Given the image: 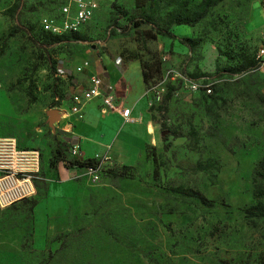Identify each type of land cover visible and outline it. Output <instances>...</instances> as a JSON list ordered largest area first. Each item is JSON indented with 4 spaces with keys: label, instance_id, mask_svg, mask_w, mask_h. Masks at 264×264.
I'll return each mask as SVG.
<instances>
[{
    "label": "rangeland",
    "instance_id": "obj_1",
    "mask_svg": "<svg viewBox=\"0 0 264 264\" xmlns=\"http://www.w3.org/2000/svg\"><path fill=\"white\" fill-rule=\"evenodd\" d=\"M66 1L0 0V135L37 149L40 164L42 156L49 166L69 159L61 100L69 102L75 64L101 43L104 61H134L149 72L156 130L135 162L106 164L97 178L74 172L79 190L41 251L31 244L29 199L46 186L37 178L33 197L17 202L12 216L0 212V264H264V71L223 70L257 58L264 36L250 30L257 0H222L195 25H173L192 49L180 36L151 37L148 25L128 22L145 9L164 24L185 0H90L93 16L78 31L85 39H49L41 19L58 16ZM113 1L127 13L116 16ZM173 70L210 83L211 94L182 86ZM150 86L160 87V98ZM169 89L164 122L183 136H169L164 150L159 123Z\"/></svg>",
    "mask_w": 264,
    "mask_h": 264
},
{
    "label": "crops",
    "instance_id": "obj_2",
    "mask_svg": "<svg viewBox=\"0 0 264 264\" xmlns=\"http://www.w3.org/2000/svg\"><path fill=\"white\" fill-rule=\"evenodd\" d=\"M257 2L259 6L253 11L254 24L250 26V30L264 32V6L260 4L261 0ZM104 45L103 43L100 49L92 46V56L85 58L89 60V66L73 74L75 78L71 83V92L86 86L92 74H99L104 82L113 84L116 98L131 109V116L124 120L117 112L103 113L100 98L85 103L82 119L66 113L60 124L62 136L70 144V150L74 142H78L81 150L78 156L70 153L66 157L84 159L99 153L110 155L118 164H130L139 158L156 128L147 106L141 66L134 61L125 63V66L117 64L115 59L104 61L105 52H101ZM135 78L138 81L137 87L132 82ZM60 107L61 110H66L67 102L63 101ZM42 157L37 178L46 181L45 191L31 209V244L37 251L45 248L47 237L58 229L61 218L69 211L73 190H79L78 181L73 177L77 167H68L63 160L49 166L46 157ZM19 207L15 203L11 207L0 209L1 215L12 216ZM37 211L41 214V222L36 220Z\"/></svg>",
    "mask_w": 264,
    "mask_h": 264
},
{
    "label": "built area",
    "instance_id": "obj_3",
    "mask_svg": "<svg viewBox=\"0 0 264 264\" xmlns=\"http://www.w3.org/2000/svg\"><path fill=\"white\" fill-rule=\"evenodd\" d=\"M94 13L93 4L90 0H67L59 8L58 16H45L41 19V25L44 30L53 34H64L68 32H77L82 24L91 19ZM97 46L98 49L102 47ZM258 66L251 71H264V36L260 42L257 51ZM89 66V60L84 59L74 67L75 72H81ZM248 71V72H251ZM173 78L177 79L182 86H187L193 91L203 90L210 94L213 90L210 83L193 80L182 74L180 71L173 70ZM157 93L154 97H159L160 87L150 86L148 92ZM151 97L150 104L153 101ZM101 99V111L117 112L124 120L131 116V109L124 106L114 94V86L106 83L99 74H92L89 77L86 86L76 88L70 94L68 108L61 110L76 116L78 119L84 117L83 107L85 103L95 99ZM81 150L78 142L71 144V154L80 155ZM93 158L95 164L78 168L82 169L84 174L97 178L102 168L106 164H116L114 159L107 154L96 153ZM40 168V153L34 148H21L17 139L10 135H0V209L7 208L26 198L33 197L36 194L35 180Z\"/></svg>",
    "mask_w": 264,
    "mask_h": 264
},
{
    "label": "trees",
    "instance_id": "obj_4",
    "mask_svg": "<svg viewBox=\"0 0 264 264\" xmlns=\"http://www.w3.org/2000/svg\"><path fill=\"white\" fill-rule=\"evenodd\" d=\"M221 1L222 0H200L198 3L195 4L194 7L191 8L188 6V0H185V4L181 3L179 8L173 10L172 12L168 14V17L166 18L164 24H161L155 18L153 13H148L145 9H142L138 11L137 13H134L133 15L129 16L128 22L132 27H140L142 25H148L150 31L152 30V32H149L151 37L162 36V37H168V38L175 39L177 38V35L174 34L173 31L171 30V27L173 25L187 24L189 26H193L199 21H201L204 17H206L210 9ZM111 7L115 11L116 16L125 15L127 13L126 9L123 8L122 6L117 5L115 1L111 3ZM42 30L50 34L49 39H52V40L85 39V36H81L78 31L68 32V33L59 35V34H53L49 31H46L43 29V27H42ZM9 35L12 36L13 35L12 32H10ZM178 38H179V41L181 43H184L188 49H192L194 47L193 40L191 37L180 36ZM257 66H258V59L256 58L255 61L250 60L248 61V63L242 64L236 67L227 66L223 68V70L226 72L232 73L235 70H238L241 67H244V68H248L247 71H251L255 69ZM142 75H143L144 82L146 83L148 81L150 74L148 71H145L144 66L142 69ZM172 88L173 86L170 87V89ZM170 89L162 99L161 109L163 110V113L161 114V121L159 123L160 131L163 133L161 136V139L163 142L164 150H167L172 144L171 140L169 139V136H171L173 139L183 136L180 132L170 131L164 122V118H165L164 112L167 110V107H168L167 103L172 97V91ZM63 101L64 100H61V102ZM56 152L61 153V150L59 147H57ZM59 159H62L64 163L66 164V166L68 167L81 168V167L90 166L96 163V160L93 157H88L84 159H79L75 157L70 158V159H65V158H59ZM121 167L124 168V166H121ZM198 195L204 201L206 200V198L202 194L198 193ZM29 202H31V209H32V207L37 203V199L35 198L32 200L29 199Z\"/></svg>",
    "mask_w": 264,
    "mask_h": 264
},
{
    "label": "water",
    "instance_id": "obj_5",
    "mask_svg": "<svg viewBox=\"0 0 264 264\" xmlns=\"http://www.w3.org/2000/svg\"><path fill=\"white\" fill-rule=\"evenodd\" d=\"M58 112V109L56 108V109H52L51 111H50V119L52 120L53 118H54V116L56 115V113ZM62 111H60V113H61ZM63 113V112H62Z\"/></svg>",
    "mask_w": 264,
    "mask_h": 264
}]
</instances>
